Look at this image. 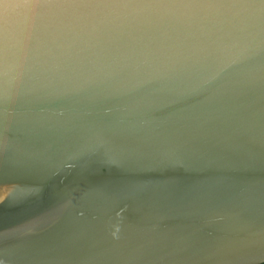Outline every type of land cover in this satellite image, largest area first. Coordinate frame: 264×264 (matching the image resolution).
Returning <instances> with one entry per match:
<instances>
[{
  "label": "water",
  "instance_id": "1",
  "mask_svg": "<svg viewBox=\"0 0 264 264\" xmlns=\"http://www.w3.org/2000/svg\"><path fill=\"white\" fill-rule=\"evenodd\" d=\"M264 263V0H0V264Z\"/></svg>",
  "mask_w": 264,
  "mask_h": 264
},
{
  "label": "trees",
  "instance_id": "2",
  "mask_svg": "<svg viewBox=\"0 0 264 264\" xmlns=\"http://www.w3.org/2000/svg\"><path fill=\"white\" fill-rule=\"evenodd\" d=\"M262 264H264V263H262Z\"/></svg>",
  "mask_w": 264,
  "mask_h": 264
}]
</instances>
